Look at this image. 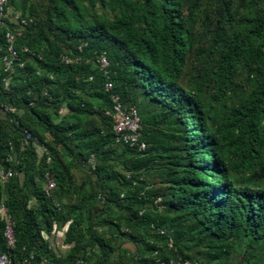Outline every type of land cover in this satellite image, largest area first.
<instances>
[{
    "label": "trees",
    "instance_id": "trees-1",
    "mask_svg": "<svg viewBox=\"0 0 264 264\" xmlns=\"http://www.w3.org/2000/svg\"><path fill=\"white\" fill-rule=\"evenodd\" d=\"M10 6L32 22L9 88L5 34L19 26L0 28V170L15 172L0 181V253L12 264H264V0ZM113 94L138 107L146 151L118 141Z\"/></svg>",
    "mask_w": 264,
    "mask_h": 264
},
{
    "label": "built area",
    "instance_id": "built-area-1",
    "mask_svg": "<svg viewBox=\"0 0 264 264\" xmlns=\"http://www.w3.org/2000/svg\"><path fill=\"white\" fill-rule=\"evenodd\" d=\"M11 1L12 0H0V28L3 27L7 21H10L14 24H17L19 28L16 30H10L6 32V42H7V48H6V54L4 55L2 59V66L4 69V72L7 74V77L4 79L5 86L9 88L11 83V78L13 74L15 73V65L18 63L20 67H24V64L21 61L20 55L16 49V40L18 37L22 35V27L28 26L32 20L22 19L18 14L12 15L11 14ZM21 27V28H20ZM63 59L69 63V62H80L82 59L80 57L76 59L68 58L67 56H64ZM98 65L100 67L101 71H105L106 74L110 73V61L106 54H102L98 59ZM90 80H93V77L90 78ZM114 86L113 83L108 81L105 85V89L108 92H111L113 90ZM113 100V111L111 112L114 119V126L113 131L117 136V139L119 142L124 144H129L132 147H137V149L140 152H144L147 149V141L144 139L142 134V119L139 114V110L136 106H126L121 102V98L118 95L113 94L112 95ZM6 111H9L13 114H15L17 111L14 108H6ZM110 112L107 114L111 115ZM25 138L24 142L29 143L33 136L28 131L25 130ZM41 154L48 156V148L42 144L40 146ZM8 161H12V158H9ZM91 163L95 160H90ZM51 162V157H48V163ZM15 175V172L10 170H0V181L1 182H7ZM46 181H47V188L46 192L51 195L52 192L57 188V182L55 175L48 171L46 174ZM58 205V204H57ZM59 206V205H58ZM6 228L4 236L7 241V245L9 248H13L15 246V232H14V222L11 218V216L6 215ZM56 229V226H55ZM60 235V234H58ZM173 242H171L172 246ZM0 264H12V259L8 254L0 253ZM190 264V263H186Z\"/></svg>",
    "mask_w": 264,
    "mask_h": 264
},
{
    "label": "rangeland",
    "instance_id": "rangeland-1",
    "mask_svg": "<svg viewBox=\"0 0 264 264\" xmlns=\"http://www.w3.org/2000/svg\"><path fill=\"white\" fill-rule=\"evenodd\" d=\"M210 2V1H209ZM12 9V8H11ZM11 14L12 15H15L16 12L12 9L11 10ZM209 95L210 96H216V92H214V89H209ZM217 103V108L219 111H223L225 113L229 112L233 107H234V104H233V101L230 99V98H226L224 99L223 101H218L216 102ZM137 107V106H136ZM138 108V107H137ZM139 110V109H138ZM63 113H65V111H63ZM76 177H77V180L79 182H81V180L84 178V174L82 172H78L76 171ZM61 249H63V247L61 246ZM233 260H234V263L237 262V256L236 255H233Z\"/></svg>",
    "mask_w": 264,
    "mask_h": 264
},
{
    "label": "crops",
    "instance_id": "crops-1",
    "mask_svg": "<svg viewBox=\"0 0 264 264\" xmlns=\"http://www.w3.org/2000/svg\"><path fill=\"white\" fill-rule=\"evenodd\" d=\"M59 236V238L61 237L60 235H58Z\"/></svg>",
    "mask_w": 264,
    "mask_h": 264
}]
</instances>
